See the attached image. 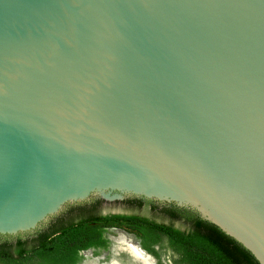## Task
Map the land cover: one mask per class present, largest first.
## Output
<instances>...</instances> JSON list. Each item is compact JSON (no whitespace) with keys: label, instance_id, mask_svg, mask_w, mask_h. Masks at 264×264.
<instances>
[{"label":"water","instance_id":"1","mask_svg":"<svg viewBox=\"0 0 264 264\" xmlns=\"http://www.w3.org/2000/svg\"><path fill=\"white\" fill-rule=\"evenodd\" d=\"M86 218L264 264V0H0V249Z\"/></svg>","mask_w":264,"mask_h":264},{"label":"trees","instance_id":"2","mask_svg":"<svg viewBox=\"0 0 264 264\" xmlns=\"http://www.w3.org/2000/svg\"><path fill=\"white\" fill-rule=\"evenodd\" d=\"M98 221L124 223L136 230L142 249L153 257L158 253L155 245L165 241L174 264H202L158 228L127 219L86 218L79 222L57 228L38 242L19 250L0 249V264H75L78 250L90 246H104Z\"/></svg>","mask_w":264,"mask_h":264},{"label":"rangeland","instance_id":"3","mask_svg":"<svg viewBox=\"0 0 264 264\" xmlns=\"http://www.w3.org/2000/svg\"><path fill=\"white\" fill-rule=\"evenodd\" d=\"M97 225L101 228L102 237L106 243L102 247L87 248L79 252V259L75 264H129V257L124 250L121 249L119 236L130 238L139 244V236L135 229L124 223H107L98 221ZM154 249L157 251V257H153L156 264H174L170 251L162 240L161 246L156 245ZM85 252V254H83Z\"/></svg>","mask_w":264,"mask_h":264},{"label":"bare ground","instance_id":"4","mask_svg":"<svg viewBox=\"0 0 264 264\" xmlns=\"http://www.w3.org/2000/svg\"><path fill=\"white\" fill-rule=\"evenodd\" d=\"M127 237V236H126ZM123 236H119L117 239L119 241V245L122 250L126 251L129 255V264H154L153 260L151 259L148 254H146L138 245L130 238H126ZM116 264V263H111Z\"/></svg>","mask_w":264,"mask_h":264},{"label":"flooded vegetation","instance_id":"5","mask_svg":"<svg viewBox=\"0 0 264 264\" xmlns=\"http://www.w3.org/2000/svg\"><path fill=\"white\" fill-rule=\"evenodd\" d=\"M77 222H79V221H77ZM74 223H76V222H74ZM102 235V234H101ZM135 243H136V241H134ZM137 244V243H136ZM138 245V248L140 247L141 248V246H140V244H137ZM156 246V245H155ZM92 247H102V246H90V247H88V248H92ZM139 248V249H140ZM85 249H87V248H84V249H80V250H78V252H77V254L79 255V252L80 251H82V250H85ZM142 249V248H141ZM141 249H140V251H141ZM144 250V249H143ZM126 252V251H125ZM141 252H143V251H141ZM144 252L146 253V254H148V256H152L151 254H149V253H147L145 250H144ZM83 254H85V252H83ZM126 254L128 255V253L126 252ZM128 257H129V255H128ZM151 259L153 260V262H154V264H156L155 263V260L153 259V256L151 257Z\"/></svg>","mask_w":264,"mask_h":264}]
</instances>
